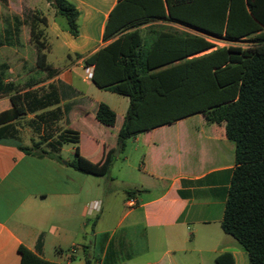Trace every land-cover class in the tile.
<instances>
[{"label": "crops", "instance_id": "crops-1", "mask_svg": "<svg viewBox=\"0 0 264 264\" xmlns=\"http://www.w3.org/2000/svg\"><path fill=\"white\" fill-rule=\"evenodd\" d=\"M70 1L79 10L78 36L68 26L58 25L56 17L62 15L47 0L41 5L29 3L24 17L15 12L8 21L3 18L0 27L4 39L0 41V113L13 108L11 97L16 94H22L25 108L19 117L0 124V264H21L20 245L62 264H86L87 258L91 264H141L144 253L153 256L147 264H218L217 257L224 253H231L235 264H250L245 248L221 226L236 166V145L224 127L196 113L141 133L132 139L135 149L142 152V165L123 178L113 175L117 156L127 147V141L124 147L118 144L117 134L130 99L97 87L92 81L94 66L87 65L86 59L118 37L103 38L118 0ZM164 7L166 17L139 27L143 49L154 53L157 68L153 72L216 48L192 55L193 37L211 38L188 24H207L209 17L173 18L167 4ZM34 13L48 19L47 68L38 65V50L32 41ZM54 35L59 40L57 63L49 60ZM186 52L188 56L180 59ZM80 70L85 72L82 79ZM101 102L116 112L114 126L96 120ZM69 130L79 132V144L72 141ZM84 137L95 156L82 149ZM35 143L51 155L21 149ZM77 145L82 158L93 163H104L112 156L110 172L85 174L71 166ZM124 159L128 161V156ZM90 175L106 185L90 182ZM117 178L125 195L119 224L127 222L121 234L116 227H105L106 201ZM154 185L160 188L153 190ZM127 190H137L136 195L127 197ZM96 201H101L100 211L83 215L84 206ZM141 231H146V241L138 248L135 240Z\"/></svg>", "mask_w": 264, "mask_h": 264}, {"label": "trees", "instance_id": "trees-1", "mask_svg": "<svg viewBox=\"0 0 264 264\" xmlns=\"http://www.w3.org/2000/svg\"><path fill=\"white\" fill-rule=\"evenodd\" d=\"M47 1L66 19L70 33L78 36L79 10L75 4L70 0ZM165 4L173 18L209 17L211 22L207 24H188L211 38L193 37L192 55L214 48L212 40L226 45L175 67L153 72L157 68L154 53L152 49H143L139 27L153 18L166 17ZM31 18L38 65L47 68L45 29L48 19L39 13ZM116 36L87 58L86 64L94 66L92 81L97 87L130 99L117 134L118 144L124 147L129 138L196 113H202L208 123L224 127L225 135L236 145V166L221 226L245 248L250 264H264V0H118L110 12L103 38L107 41ZM247 38L251 46L230 44ZM188 53L180 59L186 58ZM183 68L185 71H176ZM1 86L0 77V90ZM11 99L13 108L0 113V124L25 113L22 94L13 95ZM95 118L100 124L111 127L117 121V114L101 102ZM69 133L73 135L72 141L79 144V132L69 130ZM34 148L39 149L40 144L21 146L28 154L51 155L41 148L40 152L34 151ZM75 154L69 164L82 173L110 172L112 156L104 163H93L82 158L78 145ZM55 157L62 161L61 157ZM136 191L127 190V197L136 195ZM19 252L21 264H62L44 259L23 245L19 246ZM217 262L235 264L231 253L219 255ZM86 264H91L90 259L87 258Z\"/></svg>", "mask_w": 264, "mask_h": 264}, {"label": "rangeland", "instance_id": "rangeland-1", "mask_svg": "<svg viewBox=\"0 0 264 264\" xmlns=\"http://www.w3.org/2000/svg\"><path fill=\"white\" fill-rule=\"evenodd\" d=\"M33 1H36L39 5L44 4V0H0V27L2 25L3 18H5L6 21H8L9 18L10 19L12 18V15L15 14V12L21 13L22 17H24L25 14L30 10V8L28 7V4ZM16 19L19 22L20 19H18L17 16H16ZM56 22L58 23V25L60 22L62 26H65V27L67 26L66 19L63 16H60V17L57 16ZM51 40H52V46H53L54 52L49 56V60L57 63V61H59L58 60L59 59V40L57 39L55 35L52 36ZM0 41H4L2 35H0ZM230 44L236 45V46L248 47L252 45V42L250 38H247V39L231 42ZM225 45H226L225 42L218 41L215 46L221 47ZM79 73H80V78L82 79L85 72L84 71L82 72L80 70ZM126 144H127L126 150L122 152L119 156H117V160H118L117 164L115 165L114 169H112L113 175L119 178L121 177L123 178L124 176L130 175L133 171H135L136 169H138V167L142 165L141 163L142 152L140 150L135 149L136 142L134 141V139L132 138L127 139ZM81 147L85 151V153L89 155H93V156L96 155L95 152H91L92 145L87 137L83 138ZM125 156H128V161L124 159ZM89 178H90L89 179L90 182H96V184L97 182H101L102 186L106 185L104 184L103 181H100L102 179H100L99 177L90 175ZM118 180L120 179L117 178V180L115 179V181H113V184L111 185L113 194L109 195L106 201L107 205L109 206V211H108L109 215H108L107 221L105 222V227H111V228L116 227L118 229V234H121L122 232L125 231L124 228H126L127 222L123 221L121 224H119V220H120L119 214L121 215L122 213L121 202L125 195L122 191H120V187L122 186V184H121V181H118ZM143 184L147 185V182H143ZM151 187H153V190H157L160 188L159 186H155V185ZM145 196H148V195L145 194ZM145 233L146 231L145 232L141 231L138 234V240H135L136 241L135 243H137L136 245L138 248L141 247V245L145 244V241H146ZM152 258L153 256L151 253H144L142 254V257L139 259V261L141 264H147L152 261Z\"/></svg>", "mask_w": 264, "mask_h": 264}, {"label": "built area", "instance_id": "built-area-1", "mask_svg": "<svg viewBox=\"0 0 264 264\" xmlns=\"http://www.w3.org/2000/svg\"><path fill=\"white\" fill-rule=\"evenodd\" d=\"M212 42L216 45V43L218 42V40H212ZM130 205H134V200L130 199ZM101 209V201H96V202H92L86 206H84L83 208V215H88V214H92L93 212H99Z\"/></svg>", "mask_w": 264, "mask_h": 264}]
</instances>
